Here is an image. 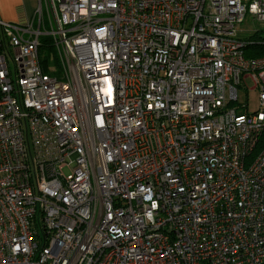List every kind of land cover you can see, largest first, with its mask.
<instances>
[{
    "label": "built area",
    "instance_id": "built-area-1",
    "mask_svg": "<svg viewBox=\"0 0 264 264\" xmlns=\"http://www.w3.org/2000/svg\"><path fill=\"white\" fill-rule=\"evenodd\" d=\"M247 18L264 25V0H39L0 20V264H264ZM247 78L253 113L233 106Z\"/></svg>",
    "mask_w": 264,
    "mask_h": 264
},
{
    "label": "rangeland",
    "instance_id": "rangeland-1",
    "mask_svg": "<svg viewBox=\"0 0 264 264\" xmlns=\"http://www.w3.org/2000/svg\"><path fill=\"white\" fill-rule=\"evenodd\" d=\"M243 29L249 30L250 33L256 29L260 31V34L264 37V25L256 22H251L250 19H246L243 24ZM254 29V30H253ZM247 30V31H248ZM244 35H249V32ZM242 36V35H241ZM257 40V39H256ZM259 42V41H258ZM41 60L43 61L44 68L49 67L51 69L57 63V56L53 48L51 50H41ZM8 66L12 69V63L9 61ZM238 101L233 106L238 107L240 110L253 113L258 110L259 106V90L257 89L255 82L251 78L245 79L244 83L238 87ZM243 106V107H242Z\"/></svg>",
    "mask_w": 264,
    "mask_h": 264
},
{
    "label": "crops",
    "instance_id": "crops-1",
    "mask_svg": "<svg viewBox=\"0 0 264 264\" xmlns=\"http://www.w3.org/2000/svg\"><path fill=\"white\" fill-rule=\"evenodd\" d=\"M39 0H0V20L7 23L31 21Z\"/></svg>",
    "mask_w": 264,
    "mask_h": 264
},
{
    "label": "trees",
    "instance_id": "trees-1",
    "mask_svg": "<svg viewBox=\"0 0 264 264\" xmlns=\"http://www.w3.org/2000/svg\"><path fill=\"white\" fill-rule=\"evenodd\" d=\"M248 41L250 42V44H248L245 48L246 57L257 58L264 56V37H262L260 34H254L251 37H249ZM42 42H43L42 51L51 50L52 47L49 45L48 39L47 40L42 39ZM262 143H264V135L262 138Z\"/></svg>",
    "mask_w": 264,
    "mask_h": 264
}]
</instances>
